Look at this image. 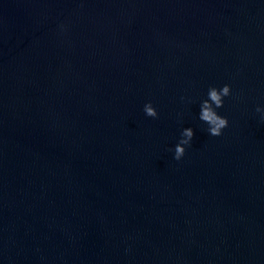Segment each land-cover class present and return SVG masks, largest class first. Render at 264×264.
I'll use <instances>...</instances> for the list:
<instances>
[{
  "label": "water",
  "instance_id": "95a60500",
  "mask_svg": "<svg viewBox=\"0 0 264 264\" xmlns=\"http://www.w3.org/2000/svg\"><path fill=\"white\" fill-rule=\"evenodd\" d=\"M0 264H264V0H0Z\"/></svg>",
  "mask_w": 264,
  "mask_h": 264
},
{
  "label": "clouds",
  "instance_id": "9594fccd",
  "mask_svg": "<svg viewBox=\"0 0 264 264\" xmlns=\"http://www.w3.org/2000/svg\"><path fill=\"white\" fill-rule=\"evenodd\" d=\"M231 94L230 85H224L222 88L217 89L211 87L208 90V99L204 100L201 104V111L199 118L208 125V132L212 136H220L222 130L228 126V120L220 116L216 109L223 106L224 97ZM144 111L147 116L156 118L158 113L151 103L144 106ZM256 111L260 112L261 109L257 108ZM183 139L175 147L174 159L180 160L185 154V145H189L194 137L192 128H185L182 132Z\"/></svg>",
  "mask_w": 264,
  "mask_h": 264
}]
</instances>
